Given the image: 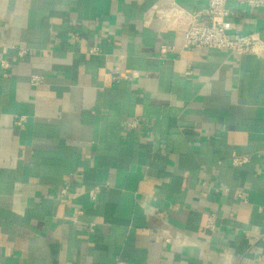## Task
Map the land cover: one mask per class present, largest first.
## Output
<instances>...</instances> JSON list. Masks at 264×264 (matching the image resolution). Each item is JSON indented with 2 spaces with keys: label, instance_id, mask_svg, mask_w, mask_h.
Returning <instances> with one entry per match:
<instances>
[{
  "label": "crops",
  "instance_id": "crops-1",
  "mask_svg": "<svg viewBox=\"0 0 264 264\" xmlns=\"http://www.w3.org/2000/svg\"><path fill=\"white\" fill-rule=\"evenodd\" d=\"M171 4L207 6L0 0V264H264V57L183 49Z\"/></svg>",
  "mask_w": 264,
  "mask_h": 264
},
{
  "label": "built area",
  "instance_id": "built-area-1",
  "mask_svg": "<svg viewBox=\"0 0 264 264\" xmlns=\"http://www.w3.org/2000/svg\"><path fill=\"white\" fill-rule=\"evenodd\" d=\"M199 1V0H196ZM207 6L205 9L188 12L177 4H171L159 7L156 10V17L162 21L168 28L182 30L184 32L183 49L190 51L217 50L229 54L244 57L254 56L264 57V41L258 34H239L228 31V18L231 16L227 8L228 2L232 0H205ZM241 5H246L251 9H261L264 7V0H235ZM167 50L174 51L173 47ZM91 55L99 54V49L93 47ZM24 54L22 51L21 55ZM11 68L8 60L0 57V70L4 76L7 75ZM186 75H191V69L185 71ZM130 77L123 75L120 71L113 72V80L118 83L121 80H129ZM43 82L41 77H32L31 83L35 86ZM27 121V117H21L16 124L22 127ZM139 122L136 120L126 121L127 129H137ZM249 162V157L233 155L232 165L235 168L243 167ZM69 187L65 185L60 194L65 198L68 195ZM99 188L90 191V199L96 200ZM243 199V196H239ZM76 218V217H75ZM213 227L212 224L209 226ZM166 242L170 239L166 238Z\"/></svg>",
  "mask_w": 264,
  "mask_h": 264
}]
</instances>
